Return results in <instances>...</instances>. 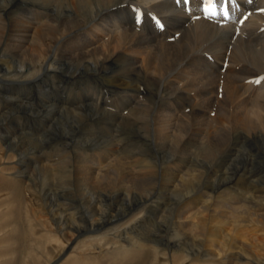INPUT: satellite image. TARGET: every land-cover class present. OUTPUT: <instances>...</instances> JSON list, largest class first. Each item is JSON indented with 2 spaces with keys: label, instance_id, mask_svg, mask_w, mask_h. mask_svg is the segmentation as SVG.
<instances>
[{
  "label": "rangeland",
  "instance_id": "rangeland-1",
  "mask_svg": "<svg viewBox=\"0 0 264 264\" xmlns=\"http://www.w3.org/2000/svg\"><path fill=\"white\" fill-rule=\"evenodd\" d=\"M35 1L25 0L23 4L21 3L22 6L25 5L23 6L25 9L21 11L22 15H26L31 25H36L34 29L39 24L42 25L39 26L42 30L47 29L49 24L56 25L58 28L60 15L54 13V7L51 4H44L41 0H37L36 3ZM38 1L42 4L40 5ZM172 1L178 4L176 0ZM191 1L187 5L182 2L185 9L187 8V13H191ZM197 1L200 4L199 9L201 8L202 14L199 16L202 19L212 22L213 19L221 16L226 17L225 19L228 17L229 20L231 16L229 11L227 16L221 14L217 15L218 17H210L211 19L205 18L207 16L203 15L204 6L201 7L204 5L203 0ZM132 4H129L127 8L130 17L132 11L142 6ZM218 7L216 10H220L221 7ZM15 10L13 7L9 8L8 19L4 17L3 21L0 20L4 25L0 24L5 30L6 39L9 38V31L12 30L16 19H20L19 11ZM142 10L148 12L147 9L142 8ZM249 14L250 12H247L245 16ZM149 15L147 16H152L149 18L151 21L159 20L162 25L160 27L155 22L154 30L164 31L163 16L154 10ZM76 16L77 19L83 18L81 12ZM245 16L239 18L241 24L247 19ZM47 19L50 20L45 21ZM141 20L144 22L140 18ZM142 21L141 24L137 23L134 17L131 25L140 30ZM81 28L78 26L72 29L68 36L60 37L56 46L58 55H54L50 71H45L43 67L51 52L56 54L53 50H50L48 55H44L43 60L28 61L18 57L13 47L5 46L4 43L0 46L2 48H0V54L2 57L8 56V59L13 61L12 67L16 61V66L11 70L0 61V79L9 80L8 83L0 80V264H264V217L259 215L262 211L253 208L254 213L258 214L255 215L256 217L241 214L245 208L248 209L251 206L252 198H255L253 200L255 203H260L259 206L264 205V148H261L264 147V132L256 129L254 134L249 133L248 138L245 139L243 135L239 136L244 134L243 132L238 134L233 128L232 135L237 136L240 141L237 138L235 140L230 132L223 140L226 139L224 142L232 145L223 149L222 141L219 142L215 138L216 140L209 141L212 146L207 145L206 147L209 148H204V145L198 141L201 142L206 133L209 134L213 128L217 127L216 122L211 121V118L217 112L218 105L205 108L206 110L198 106H194L195 108L191 106V108L189 105L172 107L169 104L170 95L165 94V96L164 93L160 95L150 91H142V94L135 92L132 95L112 84L109 85L102 78L82 74L79 60L70 59L75 56L71 54V51L76 53L75 49L80 47L78 45L80 34L86 33ZM63 57L65 66L61 65ZM154 94L158 99H155ZM92 103L98 107L94 108ZM88 104L97 111L87 113L88 122L86 125L82 124L81 135L74 129L77 126L80 127L79 117H71L68 112L72 111L77 115L84 113L85 108L89 107ZM11 106L13 107L10 108ZM145 110L149 113L147 114ZM203 126L208 128V131ZM173 134L175 135L171 137ZM218 136L219 134L215 133V137ZM165 138L169 140L166 141ZM260 139H262L261 142ZM234 144L236 147H232L235 146ZM199 147L200 150L197 149ZM203 155L205 158L209 157L205 159ZM167 157L170 161L162 165L160 158ZM44 161L49 165H46ZM81 161L82 164H86V167L96 168L94 174L97 173L100 179L101 175L102 182L108 183L100 185L99 189L96 186L93 187L94 185L82 186L77 176ZM124 162L128 167L126 170H131H128L130 173L134 172L133 175L138 179L151 178L145 183L148 182L153 187L149 190L148 187L141 190L138 183L123 185L118 181L119 184L115 182L111 191H108L111 187L110 181L104 175L110 171L111 176L114 175L110 177L112 180L114 177L118 178V171L113 169L117 164ZM250 167L254 168L253 174L252 172L246 174L245 169ZM171 171H175L178 177L192 175L193 183H188L192 188L191 193L168 191L167 186L171 190L174 189L179 179L177 176V179H173L174 181L169 179ZM97 176L93 177L95 182ZM129 185L131 188L127 187ZM102 191L103 195H101ZM195 196H199L196 204L186 206L183 211V202L193 201ZM259 196L263 198L260 200ZM186 198L189 201H186L188 200ZM215 201L222 202L220 207L218 206L222 209L218 210L223 215L218 218L212 216V211H208L214 209ZM226 204L227 207H225ZM228 206L234 209L237 207V210H229ZM181 212H185L183 216H180ZM245 212L251 213V211ZM201 216L210 219L207 228L211 230L205 237L193 226L200 221ZM251 218H254V222ZM90 222L100 225L92 227ZM259 224L260 227H258ZM217 227H220V230ZM185 231H187L186 234ZM216 232H219L220 236ZM213 234L216 236L213 237ZM238 247L244 248L245 252ZM213 252H217L219 256H214Z\"/></svg>",
  "mask_w": 264,
  "mask_h": 264
},
{
  "label": "bare ground",
  "instance_id": "bare-ground-1",
  "mask_svg": "<svg viewBox=\"0 0 264 264\" xmlns=\"http://www.w3.org/2000/svg\"><path fill=\"white\" fill-rule=\"evenodd\" d=\"M23 1H25V0H2V1H0V20L1 21H3L4 17L7 18L8 16H10V14L7 15L8 14L7 11L9 8H12V7L15 8L16 9L15 11H19V14H20V19H18V18L16 19L17 21L14 24L15 27L13 26L12 30L9 31L10 35H8L9 38H7V39L5 36V30L1 28V26L3 24H1V22H0V24H1V26H0V46L3 45V43H4L5 46L13 47V49H16L15 54L18 57H21V59H23V60L28 59V61L29 60L39 61L40 59L43 58L44 55H48V52L50 50H53V52H55V53L58 52V51H56V46L59 42L60 37L65 36V35L68 36L69 32L72 29L77 28L78 26H81L82 27L81 29L85 30L86 33H84L83 35L80 34V36H79L78 45L80 47H77L75 49L76 53H74V51H71V54L75 55L74 57H71L69 55L68 56L71 57L70 59H72V60H77V61L79 60L80 71L82 72V74H84V75L90 74V75H93L94 77L102 78L109 85L112 84L115 87L120 88V90L125 91L126 93H130V94L132 93V95L135 92H136V94L138 92H141V94H142V91H146V92L150 91L152 93L154 92V93H157L160 95L163 93H164V95L167 94V96L170 95L169 97H171V99H169V104L172 107H185V106L189 105L190 107L191 106H193V107L198 106L200 109L204 108V110H206L205 108L212 107L213 105L214 106L218 105V108L216 110L217 112H215V114L211 118V121H213L214 123L216 122L217 127L213 126V127H215V129L214 128L212 129V130H214V132H212V130H211L209 134L206 133V136H204L202 134L204 137L201 139V142H199L200 140L198 141V143H201V145L202 144L204 145L203 146L204 148L207 145H211L209 141L217 139V141H219V142L222 141L221 145H222L223 149H225L226 146H228L229 144L224 142L226 139L225 140H223V139L228 134H230V132L232 135L233 131H231V130L233 128L236 129L238 134H239V132H243L244 134H240L239 136L243 135L245 137V139L248 138L249 133L251 135L254 134V131L256 132V129L260 132H262V131L264 132V80H261V82L259 84L255 83V81L257 79H259L260 77H264V0H251V2H249V0H235V3H233V0H224L223 6H226L228 8V11L231 15L229 20H228V17H227V19H225L226 17H221L220 16L222 14L221 13L219 15L220 17L217 19H213L212 22H209V20L208 21L204 20L201 18V16H199L202 13H201V8L199 9L200 4L197 0H192V1L188 0V2L190 3V1H191V4H192L191 8L189 7L191 10V13L186 12L187 8L185 9L184 4H182V3L174 4L172 0H41L44 4H48V5L51 4V6H53L55 9L54 13H56L57 15H60V18H59L60 24H59L58 28L56 25H52V24L48 25L47 24L48 25L47 29L45 28L44 30H42V27H39V26H42L41 24H39V26H37V28L34 29V27L36 25L35 26H33L34 24L31 25L32 23L26 19L27 18L26 15H22L21 11H23V9H25L23 7L25 5L22 6ZM36 1H35V3H36ZM38 3L40 5L42 4L40 1H38ZM132 3H135L136 6L138 4H141L142 6H141V8L138 6L139 7L138 9L135 7V9H137V10L132 11V10H134L133 6L135 5V4L133 5ZM129 4L133 5V6L131 5V8L133 7L131 10L132 11L131 17L128 16V9L127 8H128ZM203 6L204 5H202L201 7L203 8ZM218 6H216V7H218ZM221 6L222 5H220L218 8H220ZM50 7H49V9H50ZM44 8H45V5H44ZM142 8H144V10L147 9L148 12L147 13H146V11L143 12ZM152 10L156 11L157 13H159L163 16V18H162L164 20L163 23H165L164 31L159 30L157 32L156 30H154L155 29V27H154L155 22H153L149 19V18H152V16L151 17L147 16L150 13H152ZM80 12L83 14L82 20L77 19V16H76V14L78 15V14H80ZM247 12H250V14L248 16H246L247 19L243 20V23L241 24L239 22V18L243 15L245 16V13H247ZM154 13L155 12H153V14ZM136 15H139L140 18L144 20V22L141 20L143 23H142V27L140 30L131 25V22L134 20V17H136ZM203 15H204V13H203ZM193 16H195V18ZM13 17L15 18V16H13ZM53 17H55V16H53ZM205 18L211 19L210 17H205ZM49 20L47 19L45 21H49ZM45 21H43V22H45ZM50 22L52 23V21H50ZM10 24H12V23H10ZM45 24H46V22H45ZM239 25H242V26H239ZM71 37H73V36H71ZM172 37H173V39H171ZM69 38H70V36L68 37V39ZM61 40H62V38H61ZM18 47H20V48H18ZM12 52H13V50H12ZM12 52H11V55L13 54ZM54 55L56 56V55H58V53L52 54V52H51L49 58L46 61L45 66L43 67V68H45L44 69L45 71H50L51 61H52V59L55 58ZM59 56H60V54H59ZM59 56H57V57H59ZM62 56L63 55L61 54V57ZM8 58H9L8 56L2 57V55H1L0 61L6 64L7 69L11 70V68L16 66V61L14 62V65L12 67L11 63L13 64V61H10ZM61 59H59V60H61ZM64 60L65 59L63 57L62 64L59 63V65L61 64L62 66H65L66 62ZM68 62L70 63V61H68ZM53 74H54V72H53ZM1 81L4 83L9 82V80L8 81L1 80ZM155 95L156 94H154V97H156L155 99H158L157 96H155ZM154 97H152V98H154ZM172 97H174V98H172ZM163 98H167V97H163ZM11 100H13V99H11ZM150 102H153V101H150ZM157 102H158V100H157ZM162 104H164V103L162 102ZM16 105H14V107ZM55 105H57V104H55ZM88 106H89V104H88ZM94 106H95L94 108H96L97 105H94ZM142 106H143V104H142ZM12 107L13 106H11L10 108H12ZM20 107H22V106H20ZM94 108L89 106V107L85 108L86 111H84V113L81 112V114H78V115L73 114L72 111L68 112V110H65L66 112H68V114H70L71 117H74V116L79 117L78 119L81 122L80 127L77 126L76 128H74L75 126L74 125L72 126L75 130H77L78 134L82 135V132H80L81 126H82V124L86 125V123L88 122L87 120H88L89 115L87 116V113L88 114L96 113L97 110L95 111ZM97 109H100V108H97ZM63 110H61V111L63 112ZM177 110H179V109H177ZM139 111H142V110H139ZM139 111H137V112H139ZM145 111L147 113V110H145ZM142 113H140V114H142ZM140 114H139V116H140ZM102 115H103V113H102ZM182 115H184V114L182 113ZM166 116H167V114H166ZM174 116H172V117L174 118ZM110 117L111 116H109V118ZM169 117H171V116L169 115ZM180 117L181 116H179V118ZM139 118H141V116ZM139 118L137 117V119H139ZM184 118H182V119H184ZM197 118H198V116H197ZM142 119H143V117H142ZM142 119H140V120H142ZM200 119H202L201 116H200ZM204 119L206 120V118H204ZM187 122L189 123L190 121H187ZM192 122H190V123L192 124ZM71 123H73V122H71ZM146 125H145V127H146ZM183 125H184V123H183ZM141 128H142V126H141ZM203 128H204V126H203ZM190 129H191V127H190ZM201 129H202V127H201ZM204 129L207 130L208 128L205 127ZM163 130H164V128H163ZM199 132H197V133H199ZM83 133H85V132H83ZM215 133H218L219 136L215 137ZM179 134H180V132H179ZM185 134H184V137H185ZM174 135L175 134H173L171 137H173ZM19 136H20V134H19ZM135 136H137V135H135ZM138 136H139V134H138ZM160 136H163V134H161ZM164 136H166V135H164ZM167 136H168V134H167ZM234 138L236 140L237 136H235ZM260 138H261V136H260ZM175 139L176 138L174 137V140ZM185 139H186V137H185ZM146 140H148V139H146ZM167 140H169V139H166V141ZM141 141H142V138H141ZM159 141H161V140H159ZM259 141L261 142L262 139H260ZM263 141H264V138H263ZM217 143L218 142H216V144ZM235 144H236V142H235ZM165 145L166 144H164V146ZM218 145H220V144H218ZM230 145H232V144H230ZM236 145L232 146V147H236ZM207 148H209V147H206V149ZM216 148H217V145H216ZM245 148H247V147H245ZM261 148H264V147H261ZM191 149H193V148H191ZM197 149L200 150L201 148L199 147ZM197 149H195L196 152H197ZM185 150H187V149H185ZM191 152H192V150H191ZM238 153H240V152L238 151ZM236 155H237V153H236ZM244 156H246V155H244ZM207 157H209V156H207ZM204 158H205V156H204ZM168 159H169L168 157L167 158H160V163L162 165H164L168 161ZM250 160H251V158H250ZM259 160H261V159H259ZM78 162L79 161H77V163ZM44 163H45V161H44ZM87 163H88V161H87ZM222 164H223V162H222ZM46 165H49V164H46ZM85 165L82 164V161H81V164L78 165L79 170H78L77 176L79 177L78 181L80 183H82V186L83 185H94L93 187L96 186L99 189L100 185L103 186V185L108 183V182H106V183L102 182L101 179H103V178L101 175H100V177H101V179H100L99 176H97V173L94 174V172H96V170H95L96 168H92L93 166H91V167L87 166L86 167ZM224 165H225V163H224ZM228 166H229V164H228ZM127 168L128 167L125 164V162L122 164H117L113 170L118 171L119 175H118V178L115 179V177H114L113 180L110 177H112L114 175L111 176L110 171L108 174L106 173L107 175H104L110 181L111 187L109 186L110 188H108V191H111L112 187L114 186V183L115 182L118 183V181L123 185L138 183L139 186L142 188V189L140 188L141 190L145 189V187H148L147 188L148 190H149V188L151 189L153 187L152 184L149 185L150 183L149 184H148V182L145 183V181H149L151 178L150 179H144V178L138 179V177L133 175L134 172L133 171H132L133 173L128 172L129 169L126 170ZM162 168L164 169V167H162ZM253 169L254 168H252V167H250V169L246 168L245 173L250 174V172H252ZM129 171H131V170H129ZM169 174L171 176V178L169 177V179L175 180V178L177 179V177H178L177 173H175V171L174 172L171 171V173L169 172ZM252 174H253V172H252ZM95 175L97 176L96 182H95V179L93 180V177H95ZM240 175H241V173H240ZM254 175H256V174H254ZM183 176H185V175H183ZM89 177H91L92 179ZM251 177H253V176L251 175ZM178 178H179L178 183L174 187V189L171 190L169 188V186H167L168 191H171V192L173 191L174 193H177V192L178 193L185 192L186 194L191 193L192 188H190L188 183L193 181L192 175H190V176L188 175L187 177L181 176ZM85 183H87V184H85ZM97 183H98V185H97ZM169 183H171V182H169ZM191 183H193V182H191ZM167 185H168V183H167ZM86 187H88V186H86ZM118 187H120V186L118 185ZM127 187L129 188L130 185ZM250 187H248V189ZM171 188H172V186H171ZM228 191H230V190H228ZM98 192H100V191H98ZM239 192H241V191H239ZM246 192H247V190H246ZM96 193H97V191H96ZM103 193L104 192L102 191V194L101 193L100 194L103 195ZM146 195H148V194H146ZM250 196H252V195H250ZM253 196L255 197V195H253ZM261 196H259L258 198L259 199L263 198ZM104 197H106L105 194H104ZM98 199H99V197H98ZM186 199H188V198H186ZM198 199H199V196H197V197L195 196L193 201L192 200L189 201V199H188V200H186V201H189L188 203L183 202V205H184L183 211L186 209V206H191L192 203L196 204ZM211 199H213V198H211ZM219 199L220 198H218V200ZM252 199L255 200V198H252ZM253 200H252L251 206L248 207V209L245 208V211H251V213L242 211L241 214H248L249 217H252V216L256 217L255 215H258V214L254 213L253 208H255V210L259 209L260 211H262V213L259 215L264 217V205L259 206L260 203L259 202L255 203ZM96 201H98V200L96 199ZM216 201H217V199H216ZM221 201H218V203L216 202L215 204H213L214 209H210V210L207 209L209 212H211V211L213 212L212 216H215L218 218L219 216L223 215L218 210V209H222V207L219 208L220 207L219 205L222 203ZM231 202H233V201H231ZM231 202H230V204H231ZM90 204H89V206H90ZM225 207H227V204ZM228 208H229V210L234 209V207H230V206H228ZM236 208L234 209L235 211L237 210ZM242 208H244L243 205H242ZM226 210H227V208H226ZM241 210L242 209H240V211ZM97 211H98V209H97ZM187 212H189V211H187ZM231 212H230V214L233 213V212L232 213ZM181 213L182 214L180 216H183V214L185 212H181ZM90 215H92V214H90ZM93 215H94V213H93ZM262 217H260V218H262ZM251 219H253L252 222H254V218H251ZM199 220L200 221L197 222V224L193 225L194 229L199 234L201 233L205 237V236H207V233L211 230V229L207 228L208 220H210V219H208L207 217L201 216V217H199ZM233 220H235V219H233ZM250 221H247V222H250ZM257 221L258 220H256V222ZM97 222H98V220H97ZM251 223H250V225H251ZM255 224L257 225V223H255ZM96 225H100V224H97L96 222H95V224H94V222L91 223L92 227H95ZM87 227H88V225H87ZM258 227H260V224L258 225ZM217 228L219 229L220 227H217ZM186 232L187 231H185V234H186ZM216 233L219 235V232H216ZM192 234H193V232H192ZM214 236H216V234H213V237ZM193 237H194V235H193ZM207 239H209V238H207ZM190 241H191V239H190ZM223 242H224V240H223ZM214 243H212V244L214 245ZM244 246H245V244H244ZM238 249H242V251H244V248L238 247ZM211 251H213V249ZM212 254L214 256L215 255L219 256V254L217 252H213ZM251 254L253 255V253H251ZM255 255H257V254L255 253ZM259 255H262V254H259Z\"/></svg>",
  "mask_w": 264,
  "mask_h": 264
},
{
  "label": "snow or ice",
  "instance_id": "snow-or-ice-1",
  "mask_svg": "<svg viewBox=\"0 0 264 264\" xmlns=\"http://www.w3.org/2000/svg\"><path fill=\"white\" fill-rule=\"evenodd\" d=\"M176 2L178 4L182 3V2L187 3L188 0H176ZM249 2H251V0H249ZM203 3H204L203 11H204L205 16H207V17H215L217 15H220L221 13L224 16L228 15V8L226 6H223L224 0H203ZM233 3H235V0H233ZM218 4L222 5L219 11L216 10V6ZM135 19H136L137 23H140V16L139 15H136ZM155 22L158 26L162 27L159 20H156ZM261 80H264V77H260L259 79H257L255 81V83L259 84L261 82Z\"/></svg>",
  "mask_w": 264,
  "mask_h": 264
}]
</instances>
